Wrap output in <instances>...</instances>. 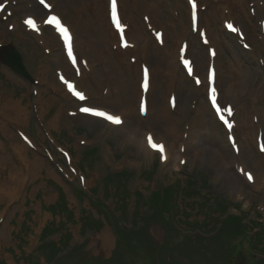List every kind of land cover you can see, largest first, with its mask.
I'll return each instance as SVG.
<instances>
[{
    "label": "rangeland",
    "instance_id": "obj_1",
    "mask_svg": "<svg viewBox=\"0 0 264 264\" xmlns=\"http://www.w3.org/2000/svg\"><path fill=\"white\" fill-rule=\"evenodd\" d=\"M2 1L9 4L0 14V43L11 44L21 53L22 62L37 83L0 62V264H49L45 257L60 255L67 258L62 264H98L96 257L109 259L114 253L116 226H124L132 235L144 231L150 253L162 264H175L170 249L181 248L185 236L175 232L169 235L150 219V198L171 189L180 207L176 218L186 236L193 237L199 230L205 233L203 224L219 215L217 205L222 204L228 215L240 216L249 223L251 233H257L264 244V153H259L255 144L257 128L264 141V39L260 27L264 0H199L204 7L199 12L200 29L206 34L207 45L201 43L198 32H191L189 9L183 1L122 2V13H126L130 27L127 31L131 30L133 37L136 27V34L143 36V49L148 52L150 45L157 52L170 53L176 51L181 40L186 41L187 56L202 80V85L196 87L184 76L180 57L175 61L179 55H172L173 68H166L161 78L150 79L147 95H151L148 100L152 107L147 106L145 118L138 116L139 104L133 101V86L139 76L135 68L139 65L130 63L129 58L135 48L126 52L122 61L115 59H120L124 51L117 47L113 52L106 41L107 29L110 40L117 43L106 20H99L105 19L108 12H92L94 7L88 4L91 0H53L55 10L71 9L72 19L59 16L74 30L79 58L90 57L93 61L79 79L50 28L41 26L45 44L39 40L40 35L26 29L25 16L35 17L36 30L43 24L44 13L36 1ZM84 7L89 8L83 10ZM249 9H254L255 15ZM78 10L80 15H76ZM150 12L157 25L150 19L149 23L164 32L162 46L142 27H146L142 16H150ZM224 20H232L242 28L245 42L253 51L245 50L236 36L223 30ZM208 47L217 51L214 63L220 101L236 109L238 126L232 132L239 154L232 151L226 132L207 104ZM117 50L123 54L116 55ZM140 51L137 55L142 54L143 59L139 58L138 63L145 58L157 59L158 55H143L144 50ZM153 69L151 65L149 71ZM60 71L86 92L87 104L122 114V123L107 126L103 120L80 114L81 104L58 81ZM171 92L176 97V107L170 110L167 96ZM7 104H15L18 110L7 107L4 112ZM159 113L163 115V126L158 128L153 120ZM20 132L29 137L31 146L22 141ZM148 134L156 143L164 140L169 149L165 148L166 161L161 162L148 146L149 151L141 147L138 141H146ZM184 141L187 146H182ZM62 151L68 153L69 159ZM176 154L186 158L178 159ZM241 169L254 174L253 183L245 181ZM166 210L163 214L167 217ZM167 239L169 243L164 246ZM238 245L236 240L237 248ZM168 246L171 247L166 249ZM259 255L264 259V253ZM80 256L90 258L79 261ZM106 264L128 263L116 259Z\"/></svg>",
    "mask_w": 264,
    "mask_h": 264
},
{
    "label": "trees",
    "instance_id": "obj_2",
    "mask_svg": "<svg viewBox=\"0 0 264 264\" xmlns=\"http://www.w3.org/2000/svg\"><path fill=\"white\" fill-rule=\"evenodd\" d=\"M173 191L171 189L170 192L153 194L150 198L152 208L150 219L161 225L169 235L175 232L176 235L178 234L177 236L180 234L185 236L183 237L184 243L181 245V248L170 249L172 261L175 264H264L263 258L254 256L256 253H264L262 248L264 244L258 237V234H251V226L245 223L242 217L228 215L227 208L222 204L217 205L220 208V211H217L219 213V215H216L217 218L211 216V219L203 224V227H206L205 233L194 234L193 237L182 233L184 230L180 228L181 225L176 218L179 213L178 208L180 209V207L175 201L176 192ZM164 210L169 214L167 217L163 214ZM144 223L148 227L146 218L144 219ZM197 228L199 227L197 226ZM179 230H181V233ZM115 235L117 241L113 255L109 259L96 257V261H99L98 264L101 262L106 264V262H113L116 259L120 262L124 260L128 264H140V262L148 264L150 261H153L154 264H162L156 259L154 254L150 253L147 240L148 234L144 233V231L139 230L132 235L131 232H127L124 229V226H116ZM135 239L138 241L137 244L135 243ZM236 240L240 243L238 248L235 246ZM167 243H169L168 239L164 246ZM170 247L168 246L166 249ZM72 250L73 248H71L69 254ZM157 254L159 255V253ZM174 254L176 255V259H174ZM64 255H67V253ZM61 256L45 257V261L49 264L55 261L53 264H57L62 259L60 258ZM239 257L240 259H238ZM88 258L90 257L83 256L81 258L80 256L79 261L87 260ZM65 259L67 258L62 259L59 263H64ZM72 264L78 263L72 261Z\"/></svg>",
    "mask_w": 264,
    "mask_h": 264
},
{
    "label": "snow or ice",
    "instance_id": "obj_3",
    "mask_svg": "<svg viewBox=\"0 0 264 264\" xmlns=\"http://www.w3.org/2000/svg\"><path fill=\"white\" fill-rule=\"evenodd\" d=\"M39 3L41 5H43V7L46 9L51 8V5L46 3L45 0H39ZM109 3H110V15H111L112 24L115 26L117 31L121 34L120 39L123 42L124 41V37H123L124 26L120 23V20H119L118 10H117V0H109ZM188 4L191 6L192 24H193V26H195L196 21H197V3H196V0H188ZM4 7H5V5L0 4V10H3ZM24 23L30 29L36 30V25H35V22L33 19H31V18L26 19L24 21ZM44 23L52 26L56 30V32L59 34L60 38L63 40L64 48L67 51L68 59L72 61L73 65H75L76 64V58L73 55L72 36H71L68 28L62 24L61 19L56 15H49L48 18L44 21ZM226 27L229 28L230 30L234 31V32L237 31V29L232 24H227ZM156 35H157V39H159L160 34L157 33ZM201 35H203V33H201ZM123 46H127V44L124 43ZM183 63L185 65V67L188 69V74L192 75L193 72H192V68L190 67L189 61L184 60ZM213 78H214V73L210 70L209 74H208V85H209V87L207 90V99L209 100L211 107L215 110L219 119L223 122V124L228 129H231L233 127V125L231 122H229L228 119H226V115L231 116L232 115V109L230 106L227 108H221L218 105L216 89L214 87H211V84L213 82ZM148 79H149L148 69L145 68L144 74H143V84H142V87L145 90H147V88H148ZM61 80L67 85L69 92H71L73 96H75L78 100H81V101L86 100L85 94L82 92L76 91L73 84H71L67 80H64L63 77H61ZM195 83L197 85H199L201 83V81L197 78L195 80ZM173 103H174V101H173ZM80 111L82 113L87 114V115L100 118L103 121H107L108 123H110L112 125L118 126L122 123V119L119 115L111 114V113L104 111V110H101L97 107H81ZM140 111H141V113H143L145 111V106L143 103H141V105H140ZM229 139L231 140L232 137L229 136ZM146 141H147L148 148L152 149L155 152H159L160 160H161V162H164L167 159L166 154H165V146L161 143L154 142L153 136L151 134L147 135ZM233 146H235V145H233ZM261 151H264V145H262ZM181 162L183 163V161H181ZM240 171L244 176L247 177V179L249 181H252L253 177H252L251 173H247L243 169H241Z\"/></svg>",
    "mask_w": 264,
    "mask_h": 264
},
{
    "label": "bare ground",
    "instance_id": "obj_4",
    "mask_svg": "<svg viewBox=\"0 0 264 264\" xmlns=\"http://www.w3.org/2000/svg\"><path fill=\"white\" fill-rule=\"evenodd\" d=\"M51 2H52V0H50ZM99 1V0H98ZM98 1H96V0H91V1H88V4H89V7L91 8V7H94V9L92 10V12H94L95 11V9H96V11H97V13L99 14V15H105L107 12H108V0H101V3L99 4V2ZM123 2V5L125 4L126 5V0H118V4H119V10H120V7H121V10L123 9V7H122V3ZM99 4L98 5V7L96 8V4ZM150 6V5H149ZM88 7V8H89ZM5 8V7H4ZM41 8V7H40ZM87 8V9H88ZM77 9V8H76ZM86 9V7H84V9L83 10H87ZM57 10V9H56ZM81 10H78V12H77V14L76 15H80V12ZM152 11V10H151ZM40 12L41 13H44V14H46V12L41 8V10H40ZM57 13L60 15H63V18L66 16V15H68V17L70 18V19H72L71 18V9L70 8H67V7H61V10H57ZM64 13H65V15H64ZM151 13V16H150V20L152 21L153 20V22L155 23V21H154V17H153V13L152 12H150ZM173 13V12H172ZM107 15V14H106ZM123 15L124 16H126L127 17V15H126V13H123ZM40 16V15H39ZM61 19V18H60ZM99 20L100 21H103V20H106V18L105 19H103L102 17H99ZM175 20V19H174ZM106 22H107V20H106ZM156 24V23H155ZM43 24H41L39 27H40V29L39 30H34V31H36V32H38V33H40L41 34V36H39V40L43 43V44H45V42L44 41H42V39H43V35H42V30H41V26H42ZM157 25V24H156ZM111 27V26H110ZM142 27L144 28V29H146V27H147V25H146V27L142 24ZM142 27H140V28H142ZM156 27V26H155ZM112 29V28H111ZM159 29V28H158ZM135 30H136V27L134 28V30H132L133 31V33L135 34V35H133V39L136 41V44H135V46H134V48H135V50H134V57H136L137 59H136V63L134 64L136 67H138V65H139V71H141V69H140V66H141V62H137V60L139 59V58H142L143 59V56H141V55H137V53H138V51L139 50H144V54L143 55H158V56H156V58L157 59H155V60H153V61H150L149 59H147V58H145L143 61H142V59H141V61L142 62H145V63H147L148 65H149V67L151 66V65H153L154 66V69L152 70V71H149V74H150V79H153V78H157V77H159V78H161V76L163 75V74H165L166 73V71H167V69L166 68H170V69H172L173 68V66H174V64H173V58H172V55H179V48H180V45H181V43L184 41V40H181L178 44H177V47H176V51L174 50V51H172V52H170V53H166V52H164V51H159V52H157V51H155L154 49H152V48H150V45H149V47L147 46V50H148V52L145 50V49H143L142 48V45L140 44V43H142L143 41V36L142 35H139V32H137L138 34H136V32H135ZM74 31V30H73ZM137 31H139V30H137ZM112 32H113V37L115 38V39H117V36H116V33L112 30ZM108 33V38L106 39V41L108 42V44L111 46V45H114L115 43L112 41V40H110L111 39V37H110V35H109V32H108V30L106 29V34ZM132 33V34H133ZM129 35H131V31H130V33H129ZM173 35V34H172ZM132 36V35H131ZM185 38V37H184ZM149 39H151V38H149ZM152 40V39H151ZM144 41H145V44L146 45H148L147 44V42H146V40H145V38H144ZM153 41V40H152ZM128 42H129V39H128ZM154 42V41H153ZM175 43H177V42H175ZM157 47V46H156ZM158 48V47H157ZM162 50H165V49H162ZM126 51H129V50H126ZM126 51H124V54H123V51H121V50H117L116 51V55H121V54H123L121 57H120V59H117V58H115L117 61L118 60H120V61H122V57H125V52ZM140 51V52H141ZM113 52H115V50L113 51ZM216 54H217V52H216ZM111 55H112V53H111ZM168 55H170V56H168ZM114 56V55H113ZM217 56V55H216ZM178 57H180V55L179 56H176L175 57V61L178 59ZM86 65H87V68H90V67H92V65L93 64H90L91 62H93V61H91V59H90V57H89V60L87 59L86 60ZM138 64V65H137ZM138 68H135V70L136 69H138ZM81 70V76H80V78L79 79H82L83 77H84V70H85V68H81L80 69ZM82 72H83V74H82ZM135 82V81H134ZM216 83H217V74H216ZM151 85V84H150ZM236 85V84H235ZM232 88V87H231ZM234 88V87H233ZM173 90V89H172ZM133 92L135 93V98L133 99V101L134 102H136L137 104H139V101H140V96H141V91H140V88H139V86L137 85V83L135 82V84H134V86H133ZM86 96H87V94H86ZM151 96V95H150ZM149 96V97H150ZM169 97H170V93H169V95H168V97H167V99H168V101H169ZM169 104V103H168ZM151 106V103L150 102H148V104H147V106ZM168 106V105H167ZM7 107H10V108H14L15 110H18V107L14 104L13 106H9V104H7V105H5L4 106V108H3V110H4V112H5V110L7 109ZM152 107V106H151ZM169 107V106H168ZM17 108V109H16ZM132 108V107H131ZM137 108V107H136ZM170 108V107H169ZM138 109H139V107H138ZM137 109V113H138V110ZM10 110V109H9ZM171 110V109H170ZM7 112V111H6ZM15 112V111H14ZM18 113V112H17ZM8 114V113H7ZM10 115H11V113H10ZM17 117H18V115H17ZM140 118V117H139ZM163 115H162V113H159L156 117H155V119L153 120V125H155V126H157V125H159L158 126V128L159 127H161V126H163ZM142 122H145V121H142ZM106 123V125H107V122H105ZM242 124H245L244 122L242 123ZM241 124V125H242ZM5 125V124H4ZM151 125H152V122H151ZM108 126V125H107ZM164 126L166 127V124H164ZM241 127V126H240ZM239 127V128H240ZM114 129V128H113ZM139 143H140V145H141V147L143 148V149H145L146 151H149V149L147 148V142L146 141H138ZM162 142H164V140L162 139ZM184 144H185V146H187L188 145V143H186L185 141L182 143V146H184ZM168 147V146H167ZM166 146H165V148H167ZM168 149V148H167ZM169 150V149H168ZM166 152V151H165ZM170 152V151H169ZM171 154V153H170ZM176 156H177V154H176ZM166 157H168V155H167V152H166ZM173 158V155H172V157L170 158V159H168V161H170L171 159ZM177 158L178 159H180V158H186L185 156H183V155H179V156H177ZM166 161V160H165ZM29 164V163H28ZM232 165H233V167H234V161L232 160Z\"/></svg>",
    "mask_w": 264,
    "mask_h": 264
},
{
    "label": "water",
    "instance_id": "obj_5",
    "mask_svg": "<svg viewBox=\"0 0 264 264\" xmlns=\"http://www.w3.org/2000/svg\"><path fill=\"white\" fill-rule=\"evenodd\" d=\"M0 51V61L3 64L11 68L19 75L29 78V75L22 64L20 54L12 46L1 48Z\"/></svg>",
    "mask_w": 264,
    "mask_h": 264
}]
</instances>
